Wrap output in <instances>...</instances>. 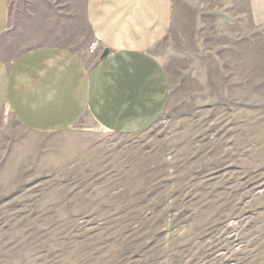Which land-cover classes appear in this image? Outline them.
I'll list each match as a JSON object with an SVG mask.
<instances>
[{
    "label": "rangeland",
    "instance_id": "374dc122",
    "mask_svg": "<svg viewBox=\"0 0 264 264\" xmlns=\"http://www.w3.org/2000/svg\"><path fill=\"white\" fill-rule=\"evenodd\" d=\"M87 1L10 0L4 55L94 60ZM173 6L154 51L171 104L150 131L36 135L0 116V264H264V30L247 0Z\"/></svg>",
    "mask_w": 264,
    "mask_h": 264
},
{
    "label": "crops",
    "instance_id": "0c3cea01",
    "mask_svg": "<svg viewBox=\"0 0 264 264\" xmlns=\"http://www.w3.org/2000/svg\"><path fill=\"white\" fill-rule=\"evenodd\" d=\"M247 6L261 33L264 0H247ZM173 15V0H88L86 19L100 45L98 57L87 60L51 44L11 59L1 48L11 3L0 0V116L8 113L36 135L59 134L86 119L114 136L145 134L171 104V81L154 51L171 32Z\"/></svg>",
    "mask_w": 264,
    "mask_h": 264
},
{
    "label": "water",
    "instance_id": "95a60500",
    "mask_svg": "<svg viewBox=\"0 0 264 264\" xmlns=\"http://www.w3.org/2000/svg\"><path fill=\"white\" fill-rule=\"evenodd\" d=\"M108 53H109V50H108V49L104 50V52H103V53L101 54V56H100V59H104V58H106L107 55H108Z\"/></svg>",
    "mask_w": 264,
    "mask_h": 264
},
{
    "label": "built area",
    "instance_id": "2783aa9c",
    "mask_svg": "<svg viewBox=\"0 0 264 264\" xmlns=\"http://www.w3.org/2000/svg\"><path fill=\"white\" fill-rule=\"evenodd\" d=\"M94 52V51H93ZM0 127H1V123H0ZM107 132V131H106Z\"/></svg>",
    "mask_w": 264,
    "mask_h": 264
}]
</instances>
